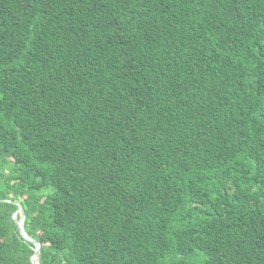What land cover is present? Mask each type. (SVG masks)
I'll return each instance as SVG.
<instances>
[{"label": "trees", "instance_id": "1", "mask_svg": "<svg viewBox=\"0 0 264 264\" xmlns=\"http://www.w3.org/2000/svg\"><path fill=\"white\" fill-rule=\"evenodd\" d=\"M264 264V0H0V264Z\"/></svg>", "mask_w": 264, "mask_h": 264}, {"label": "water", "instance_id": "2", "mask_svg": "<svg viewBox=\"0 0 264 264\" xmlns=\"http://www.w3.org/2000/svg\"><path fill=\"white\" fill-rule=\"evenodd\" d=\"M22 212V208H21V205L19 203H17V208H16V211L13 213L12 215V218L16 224V227H17V230L19 232V234L33 242L35 244V249H34V253L32 254L31 258H30V261L32 264H38V254H39V247H40V244L39 242H36L34 241L32 238H30L29 236H27V234L25 233L24 229H23V218H19V214H21Z\"/></svg>", "mask_w": 264, "mask_h": 264}]
</instances>
